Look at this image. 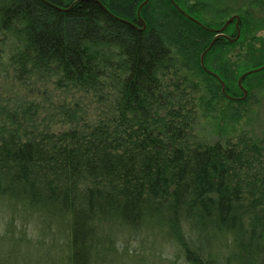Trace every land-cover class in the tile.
Returning a JSON list of instances; mask_svg holds the SVG:
<instances>
[{
	"label": "trees",
	"instance_id": "trees-1",
	"mask_svg": "<svg viewBox=\"0 0 264 264\" xmlns=\"http://www.w3.org/2000/svg\"><path fill=\"white\" fill-rule=\"evenodd\" d=\"M145 1L0 0L7 231L17 219L31 242L70 244L71 264L127 253L145 232L165 235L183 264H264V135L211 142L199 130L201 108L250 101L238 81L264 67L253 18L264 0H243L240 38L228 26L205 66L217 33L189 17L201 5L174 0L184 15Z\"/></svg>",
	"mask_w": 264,
	"mask_h": 264
},
{
	"label": "rangeland",
	"instance_id": "rangeland-1",
	"mask_svg": "<svg viewBox=\"0 0 264 264\" xmlns=\"http://www.w3.org/2000/svg\"><path fill=\"white\" fill-rule=\"evenodd\" d=\"M186 3L188 7H194L196 3L201 5L196 12H191V15L214 29H220L221 24H225L234 15H243V9L246 8L243 0H187ZM253 13V18L260 19L257 22L262 21L264 26V13L256 9ZM231 25L237 27L236 24ZM256 35L264 39V27L259 29ZM237 50L231 53L232 58L237 54ZM250 79L247 83L249 87H246L250 90L248 94H251V99L247 104L236 105L225 114L219 107L212 114L205 113L202 108L199 110V130L211 142L225 141L242 133L255 138L264 135V76ZM220 118H224V124H219ZM5 215L0 207V264H71L70 244L58 239L53 240L55 237L47 239L44 243L31 242L29 240H35L36 237L32 227L27 225L23 229L21 221L14 219L13 226L9 229L11 231H7L11 220ZM166 241L167 237L163 234L145 232L139 241L132 240L120 245H126L124 247H127V253L101 251L92 257L91 264H172L166 262L163 257L171 258L175 264H183L176 254V249L168 247ZM77 263L82 264L81 261Z\"/></svg>",
	"mask_w": 264,
	"mask_h": 264
},
{
	"label": "water",
	"instance_id": "water-1",
	"mask_svg": "<svg viewBox=\"0 0 264 264\" xmlns=\"http://www.w3.org/2000/svg\"><path fill=\"white\" fill-rule=\"evenodd\" d=\"M148 1H149V0H146V1H145V2L139 7L140 10L142 9L143 6H145V4H146ZM172 2H173V4H175V6H176V7H177V8H178V9H179L184 15H186V13L180 8V6L176 5V3H175L174 0H172ZM140 10H139L138 16H139V19L141 20V22H142V24H143V29H145V28H146V22L144 21V19H142V18L140 17ZM188 16H189V15H188ZM189 17H190L194 22H196L198 25H201V26L205 27L201 22H199V21H198L197 19H195L193 16H189ZM235 20H236V25H237V36H238L236 39H238V38H240V25H239V23H240V16H238V15H234V16H232V18H230L228 21H226V23L223 25L224 27H222V29H213V28L209 29V28L205 27V28L209 29L210 31H211V30H212V31H215L217 34H216V36H215V37H216L215 40L211 43L209 49H207V50L201 55V62H202V65H203V66H205V65H204V56H205V54H206L208 51H210V50L212 49V46L214 45V43L216 42V40H217L218 38H222V37H225V38H227V39H230V38H229L227 35H225L223 32H224V30H225L228 26H230ZM236 39H234V40H236ZM261 70H264V67H262V68H260V69L253 70V71H248V72H246L244 75H242V76L240 77V80H239V87L241 88V90L244 91V97H243V98H240V99H245L246 96H247V94H248V90H245V89L243 88V85H242L245 76L250 75V74H253V73H256L257 71H261ZM215 75H216V74H215ZM216 76H217V75H216ZM225 87H226V84H225V82L222 81V90H221V91H223V93L226 94L229 98H231V99H235V98L231 97V96L228 94V92L226 91Z\"/></svg>",
	"mask_w": 264,
	"mask_h": 264
}]
</instances>
